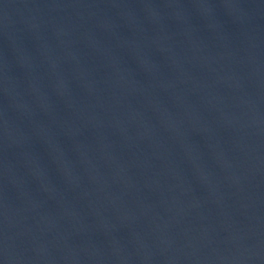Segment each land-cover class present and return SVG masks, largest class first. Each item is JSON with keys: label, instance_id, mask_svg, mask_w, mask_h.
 I'll list each match as a JSON object with an SVG mask.
<instances>
[{"label": "water", "instance_id": "95a60500", "mask_svg": "<svg viewBox=\"0 0 264 264\" xmlns=\"http://www.w3.org/2000/svg\"><path fill=\"white\" fill-rule=\"evenodd\" d=\"M0 264H264V0H0Z\"/></svg>", "mask_w": 264, "mask_h": 264}]
</instances>
